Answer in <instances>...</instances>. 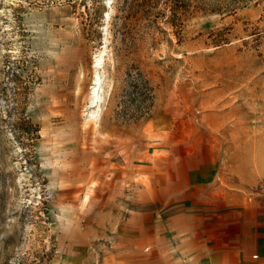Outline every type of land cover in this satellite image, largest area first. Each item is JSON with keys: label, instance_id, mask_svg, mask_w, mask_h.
Wrapping results in <instances>:
<instances>
[{"label": "rangeland", "instance_id": "rangeland-1", "mask_svg": "<svg viewBox=\"0 0 264 264\" xmlns=\"http://www.w3.org/2000/svg\"><path fill=\"white\" fill-rule=\"evenodd\" d=\"M178 11L0 0V264H198L264 234V0Z\"/></svg>", "mask_w": 264, "mask_h": 264}, {"label": "crops", "instance_id": "crops-1", "mask_svg": "<svg viewBox=\"0 0 264 264\" xmlns=\"http://www.w3.org/2000/svg\"><path fill=\"white\" fill-rule=\"evenodd\" d=\"M262 223V222H261ZM251 235L246 231L235 237L212 236L211 243L198 244V251L187 255V262L198 259V264H264V234Z\"/></svg>", "mask_w": 264, "mask_h": 264}, {"label": "bare ground", "instance_id": "bare-ground-1", "mask_svg": "<svg viewBox=\"0 0 264 264\" xmlns=\"http://www.w3.org/2000/svg\"><path fill=\"white\" fill-rule=\"evenodd\" d=\"M102 62V56L100 59L97 60L96 63V69L99 68L100 64ZM101 75L99 74V72L96 73L95 77H94V86L92 88V92H91V104H96V106H98V109L93 111L91 116H90V120H94L95 122L97 121V119L100 116V112H101V108H100V102L102 101L103 97H102V93H100V84H101ZM97 123V122H96Z\"/></svg>", "mask_w": 264, "mask_h": 264}, {"label": "trees", "instance_id": "trees-1", "mask_svg": "<svg viewBox=\"0 0 264 264\" xmlns=\"http://www.w3.org/2000/svg\"><path fill=\"white\" fill-rule=\"evenodd\" d=\"M171 4H172V9H173V16L176 18V19H179L182 18V16H178L177 14L180 12L178 11L179 9V0H170ZM185 14V13H183Z\"/></svg>", "mask_w": 264, "mask_h": 264}]
</instances>
